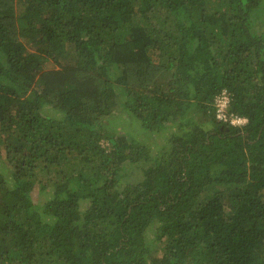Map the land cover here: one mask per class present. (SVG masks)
I'll list each match as a JSON object with an SVG mask.
<instances>
[{
	"label": "trees",
	"instance_id": "1",
	"mask_svg": "<svg viewBox=\"0 0 264 264\" xmlns=\"http://www.w3.org/2000/svg\"><path fill=\"white\" fill-rule=\"evenodd\" d=\"M0 264H264V0H0Z\"/></svg>",
	"mask_w": 264,
	"mask_h": 264
},
{
	"label": "built area",
	"instance_id": "2",
	"mask_svg": "<svg viewBox=\"0 0 264 264\" xmlns=\"http://www.w3.org/2000/svg\"><path fill=\"white\" fill-rule=\"evenodd\" d=\"M230 100V95L227 91H221L216 97L217 117L224 121H230L233 125H242L247 122L245 117L239 115L229 116L225 113V108Z\"/></svg>",
	"mask_w": 264,
	"mask_h": 264
},
{
	"label": "rangeland",
	"instance_id": "3",
	"mask_svg": "<svg viewBox=\"0 0 264 264\" xmlns=\"http://www.w3.org/2000/svg\"><path fill=\"white\" fill-rule=\"evenodd\" d=\"M127 119V118H126ZM103 143L105 144V143H107V142H105V141H103ZM161 141L160 140H158L157 138H155L154 139V141H153V144H152V147L153 148H159L160 146H161ZM138 173V175H140V176H142V172L141 171H138L137 172ZM38 196H37V194L34 196V199H36Z\"/></svg>",
	"mask_w": 264,
	"mask_h": 264
}]
</instances>
